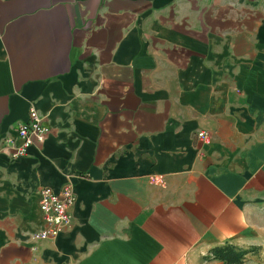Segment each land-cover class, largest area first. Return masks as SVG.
I'll use <instances>...</instances> for the list:
<instances>
[{"label":"crops","instance_id":"crops-1","mask_svg":"<svg viewBox=\"0 0 264 264\" xmlns=\"http://www.w3.org/2000/svg\"><path fill=\"white\" fill-rule=\"evenodd\" d=\"M259 216L264 0H0V264H238Z\"/></svg>","mask_w":264,"mask_h":264},{"label":"built area","instance_id":"built-area-1","mask_svg":"<svg viewBox=\"0 0 264 264\" xmlns=\"http://www.w3.org/2000/svg\"><path fill=\"white\" fill-rule=\"evenodd\" d=\"M47 132L48 127L42 124L39 114L35 110H30L28 119L16 127L14 138L5 139L6 146H11L9 147L10 156L16 158L25 155L29 146L34 141H43ZM200 136L207 139L204 133H200ZM39 193V209L45 226L42 236L54 237L70 224L68 209L75 200L73 187L70 182H67L58 193L48 188L40 189Z\"/></svg>","mask_w":264,"mask_h":264},{"label":"rangeland","instance_id":"rangeland-1","mask_svg":"<svg viewBox=\"0 0 264 264\" xmlns=\"http://www.w3.org/2000/svg\"><path fill=\"white\" fill-rule=\"evenodd\" d=\"M253 220L258 235V244L250 246L245 251L243 260L238 264H264V218L261 216Z\"/></svg>","mask_w":264,"mask_h":264},{"label":"trees","instance_id":"trees-1","mask_svg":"<svg viewBox=\"0 0 264 264\" xmlns=\"http://www.w3.org/2000/svg\"><path fill=\"white\" fill-rule=\"evenodd\" d=\"M215 251L219 253V258L224 259L227 263L237 262V254L231 248H224Z\"/></svg>","mask_w":264,"mask_h":264}]
</instances>
